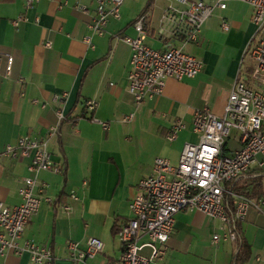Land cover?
Instances as JSON below:
<instances>
[{"label": "crops", "instance_id": "crops-1", "mask_svg": "<svg viewBox=\"0 0 264 264\" xmlns=\"http://www.w3.org/2000/svg\"><path fill=\"white\" fill-rule=\"evenodd\" d=\"M95 1L40 0L26 9L25 0H0V203L20 204L18 189L30 162L27 157L3 156L5 148L25 136L46 140L60 172L38 174L46 189L23 241L49 248L52 264H82L71 261L67 243L84 244L90 238L99 239L103 250L86 264L118 262L122 247L116 234L130 217L128 205L137 195L136 186L151 174L156 158L176 165L183 146L197 143L191 130L195 111L223 114L221 96L240 80L244 52L254 35L251 13L239 2H228L225 10L214 8L200 29L199 43L184 45L169 36L168 25H160L163 10L173 0H124L120 19L110 21L103 36H92L88 47L83 39L90 35L87 27ZM83 6L89 8L86 15L77 9ZM140 16L150 47H181L201 61L203 69L194 79L166 80L162 95L135 105L127 92L130 49L123 38L136 36L132 25ZM20 17L23 21L13 26ZM45 41L52 44L50 49L43 47ZM8 56L12 64L7 76ZM62 93L68 94L63 104L66 117L58 123L53 99ZM90 100L97 104L92 113L85 108ZM130 115L131 122L123 123ZM99 123L108 124V129ZM178 124L184 129L168 142ZM51 127H57V133L47 139ZM228 146L235 148L236 143ZM71 193L78 201L70 200ZM261 193V198L251 200L264 201V179ZM66 206L71 208L67 214ZM174 220L156 264H230L234 242H212L228 226L198 212H181ZM241 229L251 251L246 264H264V205L248 211ZM150 254L148 247L140 251L146 258ZM0 264L32 262L28 253H8L0 255Z\"/></svg>", "mask_w": 264, "mask_h": 264}, {"label": "built area", "instance_id": "built-area-1", "mask_svg": "<svg viewBox=\"0 0 264 264\" xmlns=\"http://www.w3.org/2000/svg\"><path fill=\"white\" fill-rule=\"evenodd\" d=\"M39 1L25 0L26 9H33ZM123 2L95 1L87 27L90 35L83 39L88 47H92V36H103L108 23L120 19ZM228 2L245 4L251 10L250 19L255 31L245 50L250 62L249 75L245 81L235 80L223 92L221 116H215L205 108L194 112L191 130L197 135L198 141L183 146L176 165L161 158L153 161L151 174L139 181L137 195L128 205L129 219L116 234L122 247L116 264H156L164 255L178 213L198 212L228 226L227 231L213 236L212 242L217 245L219 242L235 241L224 202L226 196L233 199V219L240 223L251 208L264 205V201H253L227 188L230 183H237L248 175L264 171V93L261 91L264 88V0H211V3L206 0H173L163 10L160 25L163 28L168 25L172 39L184 45H197L200 29L210 18L212 10H225ZM77 9L81 14L89 13L87 7ZM22 21L20 17L13 22V26L16 27ZM144 21V17L140 16L133 23L134 38H123L130 49L127 92L135 105L162 95L166 80L194 79L203 69V63L181 47L171 46L166 50L150 47L146 42ZM34 22L39 23V19L35 18ZM222 28L227 31L229 26L223 23ZM51 46L49 41L44 42L45 49ZM6 62L5 74L8 76L12 58L8 56ZM67 97V93L54 96L58 123L65 120L63 104ZM96 106L94 101L85 102L86 110L91 113ZM132 118V115L125 117L123 123L131 122ZM99 124L103 130L108 129V124ZM183 129L184 126L180 124L174 126L167 141L173 142ZM56 133L57 127H51L46 138ZM230 141L236 143L235 148L228 146ZM3 156L27 157L30 162L26 168L27 176L18 189L20 204L5 207L0 203V255L13 253L21 256L28 253L32 264H52L51 250L32 241H23V234L28 222L37 215L46 189L44 184L39 183L38 174L41 171L58 173L60 168L51 161L46 140H35L28 136L19 138L13 146H7ZM69 198L72 202L78 201L74 193ZM70 210L69 206L63 208L66 214ZM144 238L147 242L141 243ZM145 247L151 250L149 258L140 255ZM67 249L72 262L86 264L102 252L103 243L96 238H90L84 244L69 241Z\"/></svg>", "mask_w": 264, "mask_h": 264}, {"label": "trees", "instance_id": "trees-1", "mask_svg": "<svg viewBox=\"0 0 264 264\" xmlns=\"http://www.w3.org/2000/svg\"><path fill=\"white\" fill-rule=\"evenodd\" d=\"M252 177V175H254ZM242 179L241 182L230 183L227 188L235 194L242 195L249 199L261 198V181L264 179V171L255 172ZM225 204L227 207V214L231 220V228L235 234L234 244L236 246L235 254L233 255L230 264H246L250 261L251 251L250 246L247 244L243 237L241 223L234 221V201L229 196L225 198Z\"/></svg>", "mask_w": 264, "mask_h": 264}, {"label": "rangeland", "instance_id": "rangeland-1", "mask_svg": "<svg viewBox=\"0 0 264 264\" xmlns=\"http://www.w3.org/2000/svg\"><path fill=\"white\" fill-rule=\"evenodd\" d=\"M244 8H245V10H249L251 13V10L249 9L248 6H245ZM250 17H251V15H250ZM254 31H255V29H254ZM245 53H246V51L244 52V57H243L244 59H243L242 66L240 69V80H242V81H245L247 79L249 72H250V62L248 60V54L247 53L245 54ZM261 91H262V93H264V88L261 89Z\"/></svg>", "mask_w": 264, "mask_h": 264}]
</instances>
